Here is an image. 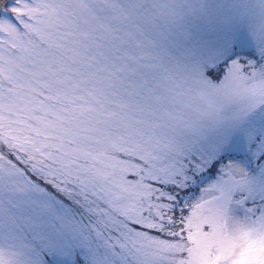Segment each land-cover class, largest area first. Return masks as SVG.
Listing matches in <instances>:
<instances>
[{
	"label": "snow or ice",
	"instance_id": "snow-or-ice-1",
	"mask_svg": "<svg viewBox=\"0 0 264 264\" xmlns=\"http://www.w3.org/2000/svg\"><path fill=\"white\" fill-rule=\"evenodd\" d=\"M0 264H264V0H0Z\"/></svg>",
	"mask_w": 264,
	"mask_h": 264
}]
</instances>
